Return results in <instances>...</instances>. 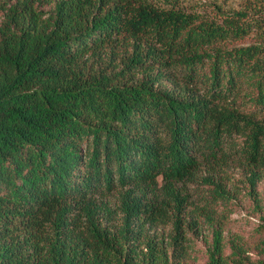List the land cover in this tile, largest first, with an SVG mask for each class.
<instances>
[{
  "label": "trees",
  "instance_id": "16d2710c",
  "mask_svg": "<svg viewBox=\"0 0 264 264\" xmlns=\"http://www.w3.org/2000/svg\"><path fill=\"white\" fill-rule=\"evenodd\" d=\"M215 8L0 0V264H189L191 187L232 196L205 172L258 199L264 13ZM248 252L214 226L207 264Z\"/></svg>",
  "mask_w": 264,
  "mask_h": 264
},
{
  "label": "rangeland",
  "instance_id": "374dc122",
  "mask_svg": "<svg viewBox=\"0 0 264 264\" xmlns=\"http://www.w3.org/2000/svg\"><path fill=\"white\" fill-rule=\"evenodd\" d=\"M134 3L142 1L161 8L181 9L196 13L215 14L217 6L224 10H247L254 4L262 5L264 0H131ZM51 5L40 6L48 11ZM2 17H0V22ZM213 180L223 183L232 194L231 198H223L215 209H211L204 196L209 195L207 183L191 187L193 196L197 199L190 206L187 205L185 229L192 238V249L189 264H207L208 249L212 240L214 226L223 227V236L227 244V253L230 252V243L237 241L243 244L253 258L264 256V232L260 228L261 215L264 207V178L258 182L254 197L247 181L248 174L241 167H233L227 172L204 173ZM204 181V179H202ZM201 180V181H202ZM210 191V189H209ZM190 216H187L189 215ZM190 218V220H189ZM158 231L165 234L173 232L172 222L158 227ZM263 242V243H262Z\"/></svg>",
  "mask_w": 264,
  "mask_h": 264
}]
</instances>
